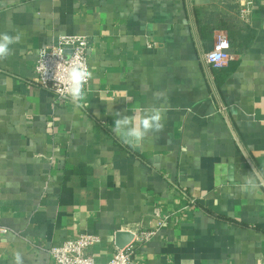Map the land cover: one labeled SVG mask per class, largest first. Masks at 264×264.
Returning a JSON list of instances; mask_svg holds the SVG:
<instances>
[{
    "label": "crops",
    "instance_id": "0c3cea01",
    "mask_svg": "<svg viewBox=\"0 0 264 264\" xmlns=\"http://www.w3.org/2000/svg\"><path fill=\"white\" fill-rule=\"evenodd\" d=\"M218 31L230 57L210 79ZM0 33L21 35L0 61V264H54L82 233L105 263L145 230L132 264H264V186L243 180L264 170V0H0ZM60 34L90 40L78 103L37 81ZM160 104L162 132L112 131Z\"/></svg>",
    "mask_w": 264,
    "mask_h": 264
},
{
    "label": "built area",
    "instance_id": "2783aa9c",
    "mask_svg": "<svg viewBox=\"0 0 264 264\" xmlns=\"http://www.w3.org/2000/svg\"><path fill=\"white\" fill-rule=\"evenodd\" d=\"M247 13V9H241V14ZM89 47L90 40L85 35L60 34L54 36L41 48L36 63L37 81L52 93L55 101L70 100L61 94L60 79L65 65L79 57L90 70ZM230 50L228 35L223 31H218L212 49L202 51L201 58L210 73V79H213L212 69L223 67L228 62ZM2 232L6 233L7 230L2 229ZM154 234L155 231L152 230L141 231L138 235L134 234L133 240L124 248L117 249L105 263H97L89 254V250L100 241V237L87 233L79 234L74 239H68L61 245L53 246L49 252L54 264H132L137 242L149 240Z\"/></svg>",
    "mask_w": 264,
    "mask_h": 264
},
{
    "label": "clouds",
    "instance_id": "9594fccd",
    "mask_svg": "<svg viewBox=\"0 0 264 264\" xmlns=\"http://www.w3.org/2000/svg\"><path fill=\"white\" fill-rule=\"evenodd\" d=\"M20 40L21 35L19 33L16 35L0 33V61L7 59L11 54L10 46ZM92 79V71L81 58L77 57L62 69L61 94L70 98L72 102L78 103L85 98V88ZM165 111V105L160 104L145 106L139 115H125L116 112L112 131L128 142L139 144L151 134L163 131ZM243 180L249 189L264 186V170L254 167ZM16 264H22L19 256H17Z\"/></svg>",
    "mask_w": 264,
    "mask_h": 264
},
{
    "label": "water",
    "instance_id": "95a60500",
    "mask_svg": "<svg viewBox=\"0 0 264 264\" xmlns=\"http://www.w3.org/2000/svg\"><path fill=\"white\" fill-rule=\"evenodd\" d=\"M128 235L129 240H132L133 234L132 233H124V232H118L116 235L117 245L120 249L124 248L127 244V242L122 241V237Z\"/></svg>",
    "mask_w": 264,
    "mask_h": 264
}]
</instances>
